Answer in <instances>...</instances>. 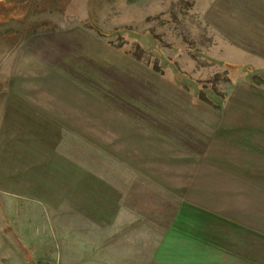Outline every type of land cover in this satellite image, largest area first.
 I'll return each mask as SVG.
<instances>
[{
	"label": "rangeland",
	"instance_id": "obj_1",
	"mask_svg": "<svg viewBox=\"0 0 264 264\" xmlns=\"http://www.w3.org/2000/svg\"><path fill=\"white\" fill-rule=\"evenodd\" d=\"M31 50L80 87L115 81L110 96H155L158 79L208 109L254 85L262 98L236 106L264 125V0H0V264H147L172 212L94 142L7 110L21 95L4 82L41 75Z\"/></svg>",
	"mask_w": 264,
	"mask_h": 264
},
{
	"label": "crops",
	"instance_id": "obj_2",
	"mask_svg": "<svg viewBox=\"0 0 264 264\" xmlns=\"http://www.w3.org/2000/svg\"><path fill=\"white\" fill-rule=\"evenodd\" d=\"M28 52V64L41 75L32 76V84L18 70L17 79L4 82L21 95L7 110L21 109L28 116L33 105L39 119L58 130L49 134L58 137L65 127L66 136L94 142L92 148L153 186V198L164 194L168 201L167 234L149 241L144 263L264 264V125L236 106L262 98L254 85L245 84L252 95H232L220 105L213 102L216 107L209 103L208 109L202 102L190 107L185 92L158 79L153 81L155 96L120 90L110 96L106 91L115 81L109 87L96 82L107 87L101 92L80 87L72 72ZM141 82L138 88L144 87ZM100 104L112 112L103 117ZM153 243L160 248L155 256Z\"/></svg>",
	"mask_w": 264,
	"mask_h": 264
}]
</instances>
